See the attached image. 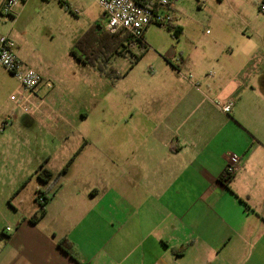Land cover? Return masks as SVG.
<instances>
[{"label": "crops", "instance_id": "crops-1", "mask_svg": "<svg viewBox=\"0 0 264 264\" xmlns=\"http://www.w3.org/2000/svg\"><path fill=\"white\" fill-rule=\"evenodd\" d=\"M184 1L168 10L182 30L176 14ZM186 1L214 5L207 24L227 27L214 37L223 46L195 54L197 36L186 57L167 60L162 73L121 92L113 89L134 66L112 81L77 60L108 81L102 98L75 91L87 77L74 62L34 69L43 82L29 97L35 109L20 117L55 118L59 126H15L13 107L0 121V167L15 162L13 149L38 129L61 139L59 153H46L39 166L56 175L69 164L54 185L39 180L41 218L33 220L39 210L30 206L3 228L0 214V264H264V0ZM225 3L228 12L218 13ZM229 19L243 28L230 27ZM68 70L80 78L66 77ZM98 100L105 108L95 114ZM228 101L231 110L223 113L217 102ZM234 155L242 167L225 184L221 176ZM60 239L71 243L75 260L58 247Z\"/></svg>", "mask_w": 264, "mask_h": 264}, {"label": "rangeland", "instance_id": "rangeland-1", "mask_svg": "<svg viewBox=\"0 0 264 264\" xmlns=\"http://www.w3.org/2000/svg\"><path fill=\"white\" fill-rule=\"evenodd\" d=\"M183 3L181 13L176 14L179 25L183 28L182 34L175 38L166 27L151 24L145 34L147 51L140 61L134 65L132 75L122 76L131 70L132 58L129 55H115L105 64L106 68L104 70L109 74L111 73L110 69H113L123 77L117 82L113 92H121V88L123 90L130 88L133 81L143 82L151 79L149 78L151 76L155 77L162 73L164 63L167 60L176 63L181 53L183 57H186L187 52L196 42L197 36H200V39L197 42L195 54L223 46L225 41L222 39L224 43L215 42L214 37L218 34V31H227V27L214 21H211L210 25L207 24V20L215 11L214 5H202L200 8L197 2L190 3L185 0ZM21 8V13L16 20L9 16L0 17V35L9 33L16 43L18 57L33 69L59 70L74 62V64L82 66L81 73H84L87 77L79 79V85L75 88V91L86 92L91 95L96 92L99 98L106 95L110 90L108 81L104 77L96 75L93 69L79 63L71 54L72 49L75 47L74 50L78 57L86 60V56L76 45L81 42L95 45L98 32L104 30L105 20L96 3L93 0H28L25 4L19 3L17 10ZM226 12H228V6L225 3L218 9V13L226 14ZM229 21L230 27L243 28L236 19H229ZM95 25H98V30ZM174 51H176V54L170 57ZM69 71L65 76L67 77L70 74L75 77L73 73L76 72L71 71L69 73ZM96 72L99 74V70ZM78 78L80 76L75 77V80ZM52 88L51 85L50 89ZM50 89L48 90L53 93L64 92L61 84L56 85L52 90ZM12 94L19 96L23 94V90L14 78L0 68V121L2 118L9 120L14 107L17 114L14 115L12 124L15 126L34 125L45 126L46 128L48 126H59L55 122V118L52 122H48L46 117H36L31 121L21 118L20 116L23 115L20 114L23 109L10 101V95ZM29 108L31 110L35 109L32 105H29ZM104 108V101L98 100V104L93 110H96L95 114H97V112L103 111ZM38 109L46 111L47 107L41 105ZM40 110L35 114H39ZM94 119L98 118L94 117ZM48 131V129H38L34 135L29 134V137H31L29 144L18 143L13 149L16 161L11 163L1 162L0 214L3 228L5 226L11 227L16 218L30 206L40 210L36 189L42 190L45 185L39 181L37 169L39 164L45 161L44 155L46 153L54 150L57 154L59 153L58 146L61 144L60 134H52ZM73 135L71 134V137ZM38 156L42 157V160H39ZM57 156L59 157V155ZM1 158H3L2 155ZM50 167L54 170L58 169L59 160H52Z\"/></svg>", "mask_w": 264, "mask_h": 264}, {"label": "built area", "instance_id": "built-area-1", "mask_svg": "<svg viewBox=\"0 0 264 264\" xmlns=\"http://www.w3.org/2000/svg\"><path fill=\"white\" fill-rule=\"evenodd\" d=\"M28 0H0V17L9 16L16 18L18 15L17 6L19 3L25 4ZM102 13L105 15L104 30L109 33H116L124 30L129 34L126 45L135 49L144 37V32L151 24L164 27L172 24L173 18L168 13L169 8L176 0H154V6L144 5L137 0H93ZM259 12L264 13V1L258 7ZM16 43L10 37L9 33L0 36V68L16 80L23 90V94L17 96L12 94L10 100L16 102V105L24 111H28L29 97L43 82L42 76L34 69L23 64L16 54ZM186 79L194 86L199 83L194 82L193 76L189 74ZM48 87H51L48 84ZM223 113H229L232 102H217ZM243 158L237 155L233 156L231 162L226 166L221 176V181L229 183L237 172L241 169ZM46 199L38 194L40 205L45 203ZM9 230V228H7Z\"/></svg>", "mask_w": 264, "mask_h": 264}, {"label": "trees", "instance_id": "trees-1", "mask_svg": "<svg viewBox=\"0 0 264 264\" xmlns=\"http://www.w3.org/2000/svg\"><path fill=\"white\" fill-rule=\"evenodd\" d=\"M144 5L154 6V2L152 0H137ZM98 26V25H97ZM96 29L98 30V27ZM166 27L170 30L175 38H178L182 34V29L180 27H175L171 23L167 24ZM129 38V34L124 30H120L116 33H109L106 30H100L98 32V38L96 39V44L91 45L92 43H79L78 46L84 56L85 59H81L75 52V47L72 49L71 54L72 56L84 63L88 66L99 70V73L104 75L105 77L111 79L112 81L120 78L121 75L117 74V71L110 69L111 73L109 74L104 68H106L105 64L109 62L110 58L113 56H130L132 58L130 63V68L137 64L143 55L147 51V46L145 43L144 37L141 41H139L137 47L135 49H131L129 46L126 45V41ZM69 164V163H68ZM68 164L63 168L61 172L54 175L51 171L44 168L43 165L39 166L37 171V177L42 182H50V185H54L59 180L61 173H64L67 170ZM45 213L43 205H40V210L38 215L34 216L33 220L41 218ZM58 247L68 256L75 260L71 243L67 239H60L58 240ZM175 251V250H174ZM182 250L175 251L177 253L181 252Z\"/></svg>", "mask_w": 264, "mask_h": 264}]
</instances>
